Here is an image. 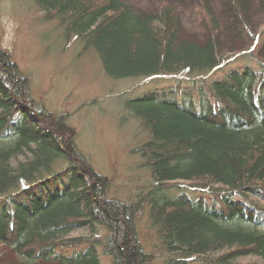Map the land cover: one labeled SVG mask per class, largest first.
Wrapping results in <instances>:
<instances>
[{"label": "trees", "instance_id": "trees-1", "mask_svg": "<svg viewBox=\"0 0 264 264\" xmlns=\"http://www.w3.org/2000/svg\"><path fill=\"white\" fill-rule=\"evenodd\" d=\"M34 1L95 52L111 79L189 71L199 82L195 96L178 78L173 90L125 101L148 134L135 152L153 181L126 203L107 197L106 176L77 149L62 115L32 100L27 77L0 47V249L11 254L4 264H103L101 255L147 264L136 227L145 206L163 264H264V0H196L201 40L181 37L173 3L147 14L127 0ZM246 38L250 50L224 46ZM74 232L90 236L84 247L74 248Z\"/></svg>", "mask_w": 264, "mask_h": 264}, {"label": "rangeland", "instance_id": "rangeland-1", "mask_svg": "<svg viewBox=\"0 0 264 264\" xmlns=\"http://www.w3.org/2000/svg\"><path fill=\"white\" fill-rule=\"evenodd\" d=\"M127 2L133 9L147 14L173 3L181 17V37L201 40L205 36L196 0ZM258 27L263 30L264 23ZM224 46L242 52L250 50V40H228ZM0 47L27 77L32 100L41 104L50 116L62 115L77 149L98 173L106 176L108 198L129 203L152 187L150 172L135 152L148 134L129 115L124 103L147 91L173 90L178 78L182 82L178 87L195 96L191 84L199 82L197 73L182 71L176 78L111 79L104 73L95 52L86 48L82 40L66 36L64 27L57 21L45 19L34 0H0ZM239 62L228 63L212 77H221L223 71L242 64ZM171 189L174 190L173 186ZM136 227L138 239L148 254L147 264H163L167 254L150 223L147 206L136 215ZM70 237L81 241L75 249L84 247L90 238L86 232H74ZM61 249L67 253L71 247ZM10 258L8 251L0 249V264ZM101 258L103 264H110L109 258L104 255ZM236 263L263 264L254 258Z\"/></svg>", "mask_w": 264, "mask_h": 264}]
</instances>
